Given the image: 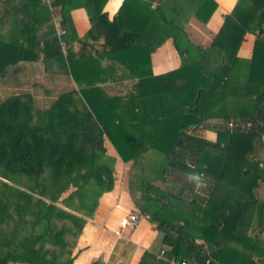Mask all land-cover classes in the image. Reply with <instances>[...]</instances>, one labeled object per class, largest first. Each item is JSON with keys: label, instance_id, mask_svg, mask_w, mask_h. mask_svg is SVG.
Returning <instances> with one entry per match:
<instances>
[{"label": "trees", "instance_id": "16d2710c", "mask_svg": "<svg viewBox=\"0 0 264 264\" xmlns=\"http://www.w3.org/2000/svg\"><path fill=\"white\" fill-rule=\"evenodd\" d=\"M69 1L52 3L61 7L63 26ZM106 1L76 3L84 4L92 23L87 37H104L102 47L81 46L76 56L63 54L44 1L29 6L38 17L26 15L44 23L35 33L18 30L17 22L5 33L0 16V76L20 61L42 59L46 71L59 67L75 83L46 110L36 108L28 93L0 103V264L73 262L61 259L68 235H79L82 217H92L100 195L114 186L115 158L107 153L106 138L124 161L132 160V196L163 231L169 258L264 264V237L240 238L232 222L247 211L240 191L264 180V163L250 159L264 141V0H238L210 45L194 42L186 23L192 16L207 23L215 0H124L112 20ZM247 33L255 35L249 59L239 56ZM31 34L43 37L37 49L19 42ZM168 38L181 64L154 75L149 56ZM106 56L137 79L96 77ZM111 80L127 92L110 94ZM198 129L215 131L216 140ZM174 171L199 175L201 185L213 186L201 194L175 180ZM232 183L238 193L231 196Z\"/></svg>", "mask_w": 264, "mask_h": 264}, {"label": "crops", "instance_id": "0c3cea01", "mask_svg": "<svg viewBox=\"0 0 264 264\" xmlns=\"http://www.w3.org/2000/svg\"><path fill=\"white\" fill-rule=\"evenodd\" d=\"M33 1L36 0L1 1L0 16L3 15L4 17V20L2 19L1 21V30L5 33H9L12 24L17 22L18 30L28 31L31 29L32 33L37 32L38 30L36 29H39L44 23L38 20L35 21L32 18L29 19V16H26L30 12L34 17H38V13L34 8H29L30 5L34 4ZM85 1L86 0L69 1L70 4L68 3V5L71 8L68 11L69 15L66 26H63L61 23V7L54 6L53 4L51 6L48 5L55 24V31L61 39L62 51L65 56L68 53H73L74 56L79 55L81 53V46L88 47L94 44L100 48L104 42V37L98 40H94L97 37H87L92 23L84 4H76L84 3ZM215 1L217 2V8L207 23H204L196 16L189 18L186 23V29L190 33V37L196 43L210 45L217 32L221 29L226 15L233 11L238 2V0ZM123 2L124 0L106 1L104 4V11L107 12L110 20L114 18ZM55 15L58 17L57 20H54ZM27 20L29 23H27ZM59 30H63L64 34L59 35ZM62 37L65 38L62 39ZM42 39L43 37L39 36L33 38L31 34V40L23 41L20 39L19 42H23L30 46L32 45L37 49L38 43H41ZM254 39V34H246L245 40L239 49L240 57L246 59L251 58ZM143 55V62L146 63V54L143 53ZM149 60L154 75L166 73L179 67L181 64V57L171 38L165 40L164 43L152 52L149 56ZM108 64L114 66L110 67V70L103 71L102 67L106 68ZM14 66L15 68H19V66L27 67L25 72L15 77V89L30 87L32 92V89H35L36 86L39 85L42 87L41 84H43V81H46L44 86L48 89H60L65 87L63 82L66 79L73 81L72 75L66 72H60L58 70L59 67L54 66L49 72L45 71V62L42 59L20 61ZM127 73L129 76H127ZM96 77H105V79H121L122 77L124 81H128V79L131 78L134 80L137 79L134 78V74L127 70L126 67L123 69L116 58H109L108 56L101 61V70L98 71ZM13 79L14 78H10L11 82H13ZM18 80L23 82V87L19 86ZM113 83V80H111L110 84ZM100 85L103 84L101 83ZM124 87L125 85L122 84L121 81L116 82L115 89L117 91L124 89ZM7 88L12 89V85ZM116 94H120V92H116ZM196 133L213 141L217 138V133L210 129H198ZM107 139L108 138L105 139V146L106 144H110L111 148L116 152L110 151L111 156L115 158L114 186L111 190L105 191L100 195L98 205L92 217H82L84 219V225L79 235L76 237L68 235L69 243L61 259L66 260L72 257L73 262L71 264H92V262L98 258L102 259L103 264H171V260L176 258L168 257L171 246L164 241L163 231L158 227L156 222L152 221L150 217L145 216L146 214L149 215V213L141 211L132 196L129 185V171L132 166V160L124 161L117 150L112 146V142ZM257 143L258 147L250 154V159L253 158L254 160L260 161L262 166L264 163V141ZM173 175L178 177L179 180L177 181H179L180 184H186L188 188L192 187L197 192L205 194L199 190L200 188H197L196 179L192 177H190V179L189 175L180 171H174L171 176ZM204 183H206L205 186L209 188L213 186L210 182L207 183V181H205ZM227 188L230 190L229 194L231 196L238 193L235 183L231 185L227 184ZM240 192L241 196L239 198L243 202L248 201L247 211L237 219H232V222L239 225L240 238L244 234L253 239L264 237V180H260L259 185L252 191L249 190L245 192L242 189ZM131 211L140 213L139 223L134 227H121V218ZM255 235H259V238H254ZM197 241L202 242L200 239H197ZM239 246V249L243 252H251L252 250V248L248 246ZM163 250L164 254H161Z\"/></svg>", "mask_w": 264, "mask_h": 264}, {"label": "rangeland", "instance_id": "374dc122", "mask_svg": "<svg viewBox=\"0 0 264 264\" xmlns=\"http://www.w3.org/2000/svg\"><path fill=\"white\" fill-rule=\"evenodd\" d=\"M58 17H54V20H57ZM16 65V64H15ZM11 67V68H10ZM6 73L4 75H1L0 76V103L5 100L6 98L10 97V96H13V95H17V94H22V93H28L31 97H32V100L34 102V105L36 108H39L41 110H46V109H49L51 107V105L53 104V102L64 92L68 91V90H71L73 87H74V82L72 80H65L63 82V84H65V87L64 88H51V89H48L47 87L44 86V84H46V81H43V84L42 87L41 86H36L35 89H32V92L30 90V87H27V88H20V89H15V86H14V81H15V77H17L18 74L22 73V72H25V70H27V67H24V66H19V68H15V66H10ZM46 71V70H45ZM48 72V71H47ZM10 78H14L13 79V82H11ZM114 83L113 84H108L106 86V89L107 91L110 93V94H116V92H127V88L125 86L124 89H121L120 91H117L115 89V85H116V81H113ZM22 81L18 80V84L20 87H23L22 86ZM124 83V82H123ZM71 84V85H70ZM12 85V89H8L7 87ZM44 88H47V89H44ZM215 122H212V124L214 125ZM108 140V139H107ZM111 143V142H110ZM112 144V143H111ZM112 146L114 147V145L112 144ZM106 148H107V153L109 155L110 154V151L115 152V150H113L110 146V144H106ZM114 149H116L114 147ZM155 155H158L159 157H161L162 155L159 154V153H155ZM114 172H115V168H114ZM170 177V176H169ZM175 180H179L177 176L173 175L172 176ZM185 177V176H184ZM183 179V178H182ZM183 182H186V181H183ZM158 184H161V185H165L164 183H160V182H157ZM200 191L204 192L205 194H208V192L211 190L209 187L205 186V185H201L199 187Z\"/></svg>", "mask_w": 264, "mask_h": 264}, {"label": "built area", "instance_id": "2783aa9c", "mask_svg": "<svg viewBox=\"0 0 264 264\" xmlns=\"http://www.w3.org/2000/svg\"><path fill=\"white\" fill-rule=\"evenodd\" d=\"M44 2L51 6L53 3V0H44ZM62 34H64V31L59 30V35H62ZM230 124L232 125V123H230ZM140 216H141L140 213L131 211L127 215H125L124 217L121 218L120 226L121 227H125V226L134 227L139 223ZM145 216L149 217L148 214H146ZM161 254H164V250L161 251ZM210 259L211 258L209 257L207 259V262H209ZM171 264H192V263L186 259H183V260L172 259Z\"/></svg>", "mask_w": 264, "mask_h": 264}, {"label": "clouds", "instance_id": "9594fccd", "mask_svg": "<svg viewBox=\"0 0 264 264\" xmlns=\"http://www.w3.org/2000/svg\"><path fill=\"white\" fill-rule=\"evenodd\" d=\"M191 175H193L195 177V179L197 181V188H199L201 186L200 182H201L202 177L199 175H195V174H191Z\"/></svg>", "mask_w": 264, "mask_h": 264}, {"label": "water", "instance_id": "95a60500", "mask_svg": "<svg viewBox=\"0 0 264 264\" xmlns=\"http://www.w3.org/2000/svg\"><path fill=\"white\" fill-rule=\"evenodd\" d=\"M196 127V126H195ZM138 195H140V193H138Z\"/></svg>", "mask_w": 264, "mask_h": 264}]
</instances>
